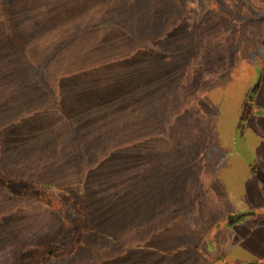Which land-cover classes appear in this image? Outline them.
I'll list each match as a JSON object with an SVG mask.
<instances>
[{
  "label": "rangeland",
  "instance_id": "374dc122",
  "mask_svg": "<svg viewBox=\"0 0 264 264\" xmlns=\"http://www.w3.org/2000/svg\"><path fill=\"white\" fill-rule=\"evenodd\" d=\"M38 1L0 0V96L13 88L15 112L50 96L28 85L23 45L48 34L52 54L76 28L61 4L53 36ZM78 1L129 117L115 106L91 123L70 106L81 132L42 105L38 123L0 118V264H264V0Z\"/></svg>",
  "mask_w": 264,
  "mask_h": 264
},
{
  "label": "crops",
  "instance_id": "0c3cea01",
  "mask_svg": "<svg viewBox=\"0 0 264 264\" xmlns=\"http://www.w3.org/2000/svg\"><path fill=\"white\" fill-rule=\"evenodd\" d=\"M34 1V0H32ZM38 3L43 1L35 0ZM78 0H54V2H48L50 8H53L51 11L46 13H41V21L42 23H46L47 17V26L43 25L44 27H48L51 31V34L54 36L56 32L62 27V25L58 24L55 25L54 20L57 18V21H60L62 18L55 13V7L58 11L57 7L61 4L67 3L68 6L66 11L62 10V12L67 16L68 19L74 21V24L71 26H76V29L72 32L68 33L66 37L61 38L57 43L56 47L57 50L55 53H48L50 50L47 47V43H49V35L46 34H38L36 35L38 43H32V45L24 46L25 52L29 55V61L27 65H30L37 70V76L39 79H36L33 76V81H36L32 84L42 90L41 83L42 81L45 82V85L49 91L50 96L45 94L43 91L44 98L38 103H31V108L25 107L20 108L17 112L13 110V107L9 105L10 99H12V92L13 88L8 86L7 93L5 92L1 94L0 98L4 95L5 99H7V104L11 109V114L9 113V117H7L4 112L2 117L7 123H38V116L36 113V106L42 105V107H47L50 116L46 118L45 122L47 123H69L74 124L76 129H80V132L83 130L82 126L77 124H83V118H77L82 116L79 114L74 107L70 106H80L85 107L86 113L88 115H92L88 122L95 123V115L101 116V122L108 121L107 116H112L113 114V107H117V112L121 113L124 116L129 117L128 113L130 111L127 108H123L125 106H121L118 101L115 100V96H111L108 94V91H113L110 85L106 84L105 76L102 75V70L100 66H102L96 55V50L94 46V39L100 35L98 34L97 30H92L93 28H97L101 25L99 21H92L91 24L85 25L83 28V24L79 23V16H82L81 10L78 7ZM31 4H35L31 2ZM30 7L32 9V5ZM94 12H88V15H93ZM86 15V14H84ZM59 26L57 29L56 27ZM70 26V25H69ZM81 27V28H80ZM47 28V29H48ZM91 29V31L87 29ZM87 30V31H85ZM49 32V30H47ZM62 32V31H61ZM83 32V34H82ZM86 33V34H85ZM88 33L91 36H88ZM69 37V38H68ZM83 37V38H81ZM69 41V42H67ZM67 42V43H65ZM53 48V46L51 47ZM73 51L81 52V58L76 61H73L72 53ZM87 51H93L91 57H87L85 53ZM68 53L71 55L70 64L67 63V55ZM8 54V51H7ZM103 76V79L100 78ZM12 90V91H11ZM62 92V94H61ZM11 97V98H10ZM4 98V97H3ZM6 108V107H5ZM121 108V109H120ZM6 110V109H5ZM4 110V111H5ZM84 109L81 108V112ZM59 111L64 114V117L60 115ZM123 116V117H124ZM20 117V118H17ZM100 123V122H99ZM53 127H55L53 125ZM37 129L31 132V135L35 133L34 136L29 137L30 133H26L28 139L36 138L37 139ZM66 133V132H65ZM64 133V134H65ZM48 136V134H47ZM89 143V142H88ZM82 152V147H81Z\"/></svg>",
  "mask_w": 264,
  "mask_h": 264
},
{
  "label": "trees",
  "instance_id": "16d2710c",
  "mask_svg": "<svg viewBox=\"0 0 264 264\" xmlns=\"http://www.w3.org/2000/svg\"><path fill=\"white\" fill-rule=\"evenodd\" d=\"M58 203V202H57ZM59 204V203H58ZM60 213L63 215V211H60ZM255 213V212H254ZM246 214H250V212H248V213H246ZM80 221H81V223L83 222V219L81 218L80 219ZM83 230H85V228H82V230H81V232H79V235H78V233H76L78 236H81V237H83L84 236V231ZM41 259H43V258H41ZM28 264H30V263H28Z\"/></svg>",
  "mask_w": 264,
  "mask_h": 264
}]
</instances>
